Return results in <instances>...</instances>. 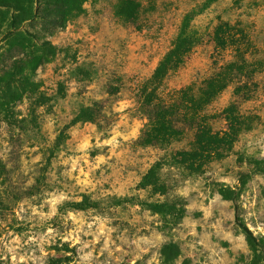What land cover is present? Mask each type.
Returning a JSON list of instances; mask_svg holds the SVG:
<instances>
[{
    "label": "rangeland",
    "instance_id": "374dc122",
    "mask_svg": "<svg viewBox=\"0 0 264 264\" xmlns=\"http://www.w3.org/2000/svg\"><path fill=\"white\" fill-rule=\"evenodd\" d=\"M222 22L242 53L215 47ZM185 23L199 42L166 101L249 66L204 110L214 131L232 104L245 124L197 172L172 160L190 133L141 139L140 90ZM154 164L165 194L142 186ZM0 264H264V0H0Z\"/></svg>",
    "mask_w": 264,
    "mask_h": 264
},
{
    "label": "trees",
    "instance_id": "16d2710c",
    "mask_svg": "<svg viewBox=\"0 0 264 264\" xmlns=\"http://www.w3.org/2000/svg\"><path fill=\"white\" fill-rule=\"evenodd\" d=\"M198 42L197 32L191 30L188 23L183 24L174 47L160 61L152 77L140 90V112L147 119L141 139H145L147 144H165L167 139H181L190 133L193 139L191 148L176 151L172 155V160L195 172L201 170L211 160L229 152L245 124V118L237 113L235 104H232L224 110L227 129L214 131L212 126L214 116L204 112L206 106L224 90L226 83L238 77L234 75H249L247 70L249 66L244 58H241L240 61L222 65L218 72L204 79L197 89L192 86L185 88L180 90L175 98L166 101L160 93L164 78L169 72L179 68L183 58ZM213 42L216 48L235 46L236 53H242L244 47L245 50L249 47V40L244 30L228 22H222L216 27ZM238 84L240 85L239 81ZM240 86L235 90L236 97L248 99L250 95H241ZM160 172L159 165L154 164L144 175L142 186L151 187L157 193L165 194L168 186ZM247 233L249 242L253 245L254 239L249 231Z\"/></svg>",
    "mask_w": 264,
    "mask_h": 264
}]
</instances>
